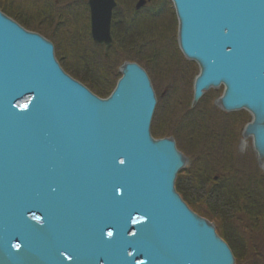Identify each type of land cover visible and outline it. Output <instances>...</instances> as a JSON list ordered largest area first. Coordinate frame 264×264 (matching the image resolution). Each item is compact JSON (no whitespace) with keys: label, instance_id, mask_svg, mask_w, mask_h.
<instances>
[{"label":"water","instance_id":"obj_1","mask_svg":"<svg viewBox=\"0 0 264 264\" xmlns=\"http://www.w3.org/2000/svg\"><path fill=\"white\" fill-rule=\"evenodd\" d=\"M171 2L179 49L199 67L193 106L223 87L216 104L251 115L242 137L264 171V0ZM88 6L108 57L117 2ZM119 71L100 98L0 9V264H236L176 189L189 160L173 137L152 135L148 73L135 62Z\"/></svg>","mask_w":264,"mask_h":264},{"label":"rangeland","instance_id":"obj_2","mask_svg":"<svg viewBox=\"0 0 264 264\" xmlns=\"http://www.w3.org/2000/svg\"><path fill=\"white\" fill-rule=\"evenodd\" d=\"M72 1L77 2L79 0H66L64 5L48 3L47 0H0V5L7 11L3 13L18 22L25 29L41 34L51 41L55 46L57 60L62 68L70 72V74L67 71L65 72L70 76L72 74L74 79L78 78L76 79L77 81L86 87L89 86L90 90L92 89L94 93L103 88L101 78L103 74L110 73L111 69L107 68L108 66L104 67L106 65L105 62L100 58L98 51L91 47L90 41L80 37L79 31L69 25L67 18L73 16V14L74 16L77 15V12H73V9L68 8L71 7L69 4L74 3ZM132 1L134 0H120L121 4H118V21L113 31L114 48L112 59L115 60L118 57L119 64L117 65V69L114 67L113 72L117 70L116 80L118 82L121 78L120 67L125 62H138L137 64L148 73L158 100L155 118L152 122L153 137L156 139L173 137L178 149L189 160L183 171L189 172L197 164V159L204 148L192 145L193 143H181L174 136V130L179 127L185 128L186 123L191 121L190 119L193 117L198 116V123H200V118H212L214 114L212 112L219 111L225 115H229L225 118H220V127L222 129L218 130L225 134L224 128L227 126V121L232 122L234 115L245 114L247 115L246 123L237 126L235 130V133L238 132L235 144L236 154L242 159L244 158L252 169L257 166L259 172L264 174L257 161L252 146V139L243 140L242 137L245 126L252 120L251 115L246 111L226 113L216 104L223 95V87L206 92L199 103L195 107L193 106V85L195 78L199 74V67L196 63L188 61L179 49L178 19L173 3L171 2V4L166 5L164 11L157 16L155 13L150 14L148 18H145L144 24L136 28L134 22L137 21L138 17L136 19L135 17H131L130 21L128 20L127 22L129 16L126 15V17L128 16L127 18L120 20V13L122 11L126 13ZM138 1L135 3V6ZM150 6L152 7V5ZM20 20L24 21V25H22ZM121 21L124 23L120 24ZM89 23L91 34V21ZM57 27L58 32H61V34L53 37V33ZM134 28H136V31ZM93 62L94 64L90 66ZM95 70H99L98 72L101 74V77L98 79H95L94 74L91 77L87 73V71ZM99 79L101 80L97 82ZM115 87L111 92L107 91V96L103 97L99 95V97L103 99L108 98ZM204 114H208L207 117H204ZM229 125L233 129V124ZM204 128L197 127L194 130L200 141L204 137L205 132L201 131ZM161 132H163L160 134L162 135L161 137L155 135V133ZM210 222L215 225L219 232L221 227L215 221ZM247 231L250 237L251 232L248 229ZM257 243L259 244L260 253L264 254L263 245L259 240H257ZM251 254L253 255L254 253ZM237 256L241 258L240 254ZM239 257L236 264H251L255 260L259 263L264 262L263 257L260 255H253L254 259H251V263L248 262V258L241 259L239 263Z\"/></svg>","mask_w":264,"mask_h":264},{"label":"trees","instance_id":"obj_3","mask_svg":"<svg viewBox=\"0 0 264 264\" xmlns=\"http://www.w3.org/2000/svg\"><path fill=\"white\" fill-rule=\"evenodd\" d=\"M115 1L117 2V8L113 12L112 37L114 26L118 21V4H121L120 0ZM47 2L54 4L53 0H47ZM136 2L137 0L131 2L130 8L126 13L125 11L120 13V20L129 16L127 22L128 20L130 21L131 17H135V19L138 17L137 21L135 20L136 22H134L136 28L144 24L145 18H148L150 14L155 13L157 16L164 11L166 5L171 4L170 0H150L145 8L136 10ZM69 6H71L68 7L69 9L77 12V15L74 16L73 14V16L67 18L69 25L79 31L80 37L90 41L91 47L98 51L100 58L105 62L106 65L104 67L108 66L107 68L111 69L110 73L103 74L101 78L103 88L94 92L98 96L105 97L107 96V91L111 92L117 83V70L114 72L113 70L117 69L119 61L118 57L115 60L112 59L114 37L113 45L108 57H106L104 48L91 41L93 39H91L90 34V16L87 0H79L76 3L69 4ZM0 9L2 12H7L1 5ZM126 15L128 16L126 17ZM20 22L24 25V21L20 20ZM123 23V21L120 22V24ZM136 28H134L135 31ZM60 34L61 32H58L57 27L53 37H57ZM93 64L94 62L90 66ZM98 71H87V73L91 77L94 74L95 79H98L101 77ZM68 73L70 74V72ZM101 79L97 80V82ZM87 87L90 89L89 86ZM212 113H214L212 118L207 117L208 114H204V117L207 118H200L201 121L198 123V116L193 117L190 119L191 121L186 123L185 128L179 127L174 130V136L181 143H193L192 145L204 148L193 169L189 172L182 171L179 174L176 181V189L195 213L200 214L209 221H215L222 228L219 227L220 230L219 232L217 230V232L231 248L236 261L239 257L237 255L240 254L239 263L244 258H248V262L251 263V259H254L253 255H260L264 259V254L260 253L259 244L257 243V240H259L264 247V174L259 172L257 166L252 169L244 158L242 159L236 154L235 144L238 132L235 133V130L237 126L246 123L247 115H234L232 122L227 121V126L224 128L225 134H223L218 130L222 129L220 127V118H225L229 115L219 111H213ZM231 123L233 124V129L229 125ZM197 127H205L201 130L205 132L202 141L199 140L197 133L194 131ZM162 133H155V135L161 137L162 135L160 134ZM247 229L251 232L250 237L247 234ZM251 253L254 254L252 255ZM251 264H264V262L259 263L255 260Z\"/></svg>","mask_w":264,"mask_h":264},{"label":"flooded vegetation","instance_id":"obj_4","mask_svg":"<svg viewBox=\"0 0 264 264\" xmlns=\"http://www.w3.org/2000/svg\"><path fill=\"white\" fill-rule=\"evenodd\" d=\"M54 1V4H57V5H59V4H65V2H66V0H53ZM70 2V1H69ZM72 2H74V1H72ZM139 2V1H138ZM146 5L143 7V8H145L147 5H148V3L150 2V0H146ZM74 3H76V1L74 2ZM87 3H88V0H87ZM136 6H137V4H136ZM136 8V7H135ZM143 8H141V9H143ZM137 10V9H136ZM140 10V9H139ZM90 12V11H89ZM90 21H91V16H90ZM92 36V35H91Z\"/></svg>","mask_w":264,"mask_h":264}]
</instances>
